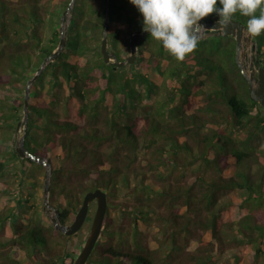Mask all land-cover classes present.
Masks as SVG:
<instances>
[{
    "label": "trees",
    "instance_id": "trees-1",
    "mask_svg": "<svg viewBox=\"0 0 264 264\" xmlns=\"http://www.w3.org/2000/svg\"><path fill=\"white\" fill-rule=\"evenodd\" d=\"M70 1L0 0V264L51 261L47 215L7 201L12 175L36 184L25 169L45 165L31 155L50 160L48 198L61 222L74 220L87 191L106 193L85 264H264V106L234 61L233 36L202 38L181 62L149 33L136 59L116 66L101 54L105 0H74L64 47L30 84L31 155H18L27 83L57 48ZM209 16L201 21L219 19ZM108 20V49L123 60L130 45H118L143 16L130 0H108ZM209 38L218 44L206 47ZM253 40L264 66V34ZM143 107L153 110L137 114Z\"/></svg>",
    "mask_w": 264,
    "mask_h": 264
},
{
    "label": "water",
    "instance_id": "water-1",
    "mask_svg": "<svg viewBox=\"0 0 264 264\" xmlns=\"http://www.w3.org/2000/svg\"><path fill=\"white\" fill-rule=\"evenodd\" d=\"M73 3L74 0H71L69 6L64 11L61 17V21H62L61 36L57 48L50 55L44 58L38 71L35 73L33 78L29 79L27 83L25 89V96H24V116L22 120L18 122L16 128L18 131L21 125L23 127L22 135L18 138L17 146H16V151L18 155L21 157H24L26 155H31V153L24 146L30 84L37 78L43 66L49 61L55 60L59 52L64 47L66 41V37H65L66 26L64 25V23H66L65 17L69 14ZM218 21L219 19L200 21L199 24L204 28L194 26L193 32L198 37L199 40L208 37L210 35L234 37L236 41L235 63L238 66L241 74L248 82L250 96L252 97V99L258 102L260 105L264 106V66L259 65L255 72L252 68H250V66L246 62V58L249 54L250 48L252 46L256 47L253 37L245 34L246 25L237 19H233L232 22H230L226 26H221L218 23ZM108 24H109L108 0H105L103 38L101 41V54L103 60L105 63L114 62L116 66H123L127 63H132L137 56V47L139 40L149 33L143 31V28L137 29L134 32H132L129 37V45H130L129 55L123 60H118L116 53L113 50L108 49V38H107ZM31 156L35 158V160H38L41 164L50 167L49 159L39 158L38 156H33V155ZM50 176H51V169H48L46 172L44 188H43V194H44L43 209L46 212H49L51 210L53 211V213L49 215L51 224L54 226L56 230L62 232L63 234L71 235L77 232L83 226L88 215L90 203L94 199L96 200V209L88 235L85 239V242L81 250L79 251L75 260L72 263V264H85L89 258V255L103 227V221L108 206L106 193L99 187L87 191L82 199V203L80 207L78 208L75 214L74 220L71 223H63L59 218V209L49 203L48 195H49Z\"/></svg>",
    "mask_w": 264,
    "mask_h": 264
},
{
    "label": "clouds",
    "instance_id": "clouds-1",
    "mask_svg": "<svg viewBox=\"0 0 264 264\" xmlns=\"http://www.w3.org/2000/svg\"><path fill=\"white\" fill-rule=\"evenodd\" d=\"M143 16V31L150 33L164 50L178 61H184L198 47L193 27L216 13L218 23L226 26L239 13L248 17L245 34H264V0H130ZM221 7H217V4ZM258 13V15H257Z\"/></svg>",
    "mask_w": 264,
    "mask_h": 264
},
{
    "label": "rangeland",
    "instance_id": "rangeland-1",
    "mask_svg": "<svg viewBox=\"0 0 264 264\" xmlns=\"http://www.w3.org/2000/svg\"><path fill=\"white\" fill-rule=\"evenodd\" d=\"M67 16H69V14ZM64 25L67 27V22L64 23ZM148 37L149 36L145 38L146 41H148L149 39ZM216 39L217 38H213V39L209 38L206 47H209L210 45L212 47H215L218 44V43L216 44V42H218ZM118 46L121 49H123L126 46H129V39L127 38V39L121 40ZM203 53H205V49L203 50ZM256 57H257L256 49L254 46H252L246 58V62L250 66V68H252L255 72L257 70V67L259 66L255 61ZM224 58L226 57L224 56ZM234 61H235V57H234ZM204 88H205V92H210L213 87L207 84ZM164 96L165 94L160 93L158 97L164 98ZM218 107L223 112V114L220 112V119H222L226 107L224 104H221V103L218 104ZM152 110H153V107H146V108L143 107V108H139L136 111V113L137 114H147ZM202 131L206 132L207 129L203 128ZM22 132H23V127L21 125L20 129L18 131L16 129V131L13 134V137H14L13 145L14 146H17L18 138L22 135ZM48 169H51V167H47L46 165L44 166V168H39V169L33 170L32 172H30V169H25L24 174H26L27 176H30V174H32L36 178V184H32V185L29 184L27 180H25L24 178L12 175L13 176L12 185H14L15 187V192H12L13 197L8 199L7 201L8 203H12V204L16 203L17 209L19 211L21 212L29 211V212L34 213L35 216H37L41 211H44V213L47 215V228H48L47 237H48V244H49V249H48L49 256L47 257V260L51 256V261L48 264H69L72 256L79 253V251L81 250L82 245H83L82 243L85 242V239L88 235L91 222H92L95 209H96V200L94 199L90 203L87 218L83 226L79 229L77 237L68 238V239H66L65 237H61L60 235L57 234V232H55V228L51 224V221L49 218V215H51L53 211L51 210L49 212H46L43 209V205H44L43 204V196H44L43 188H44L46 172ZM20 184L22 185L20 186ZM233 194H235V191ZM67 250L71 251V253L66 254Z\"/></svg>",
    "mask_w": 264,
    "mask_h": 264
}]
</instances>
